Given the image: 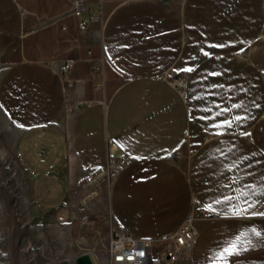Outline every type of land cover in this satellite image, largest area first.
I'll return each instance as SVG.
<instances>
[{"label": "crops", "instance_id": "0c3cea01", "mask_svg": "<svg viewBox=\"0 0 264 264\" xmlns=\"http://www.w3.org/2000/svg\"><path fill=\"white\" fill-rule=\"evenodd\" d=\"M71 2L0 0V112L72 264H108L113 227L170 264L166 238L194 211L197 242L174 264H264V0H84L80 18Z\"/></svg>", "mask_w": 264, "mask_h": 264}, {"label": "rangeland", "instance_id": "374dc122", "mask_svg": "<svg viewBox=\"0 0 264 264\" xmlns=\"http://www.w3.org/2000/svg\"><path fill=\"white\" fill-rule=\"evenodd\" d=\"M16 134L0 112V264H72L65 229L27 200L28 182L14 158Z\"/></svg>", "mask_w": 264, "mask_h": 264}, {"label": "built area", "instance_id": "2783aa9c", "mask_svg": "<svg viewBox=\"0 0 264 264\" xmlns=\"http://www.w3.org/2000/svg\"><path fill=\"white\" fill-rule=\"evenodd\" d=\"M169 1V0H162ZM72 14L80 18L81 12L85 9L84 0H72ZM79 28L85 30L84 22L79 23ZM68 67H64L67 70ZM183 80L178 79L177 82ZM132 158L123 156L109 160L104 168L95 175H88L84 166L80 170L78 185L83 190L98 188L104 179H110L115 175L116 170L123 164H129ZM202 212H192L174 234L167 237V247L161 253L164 262L174 264L177 261L189 258L192 248L197 242L198 230L193 226V221L202 217ZM106 249L109 261L108 264H148L150 249L153 240L138 238L120 228H111L110 241Z\"/></svg>", "mask_w": 264, "mask_h": 264}, {"label": "water", "instance_id": "95a60500", "mask_svg": "<svg viewBox=\"0 0 264 264\" xmlns=\"http://www.w3.org/2000/svg\"><path fill=\"white\" fill-rule=\"evenodd\" d=\"M75 264H98V262L93 255L85 253L76 258Z\"/></svg>", "mask_w": 264, "mask_h": 264}, {"label": "snow or ice", "instance_id": "6c2138e0", "mask_svg": "<svg viewBox=\"0 0 264 264\" xmlns=\"http://www.w3.org/2000/svg\"><path fill=\"white\" fill-rule=\"evenodd\" d=\"M234 250H235V245L233 244L230 247L224 249V254L230 255ZM222 258H224L223 254H222Z\"/></svg>", "mask_w": 264, "mask_h": 264}]
</instances>
